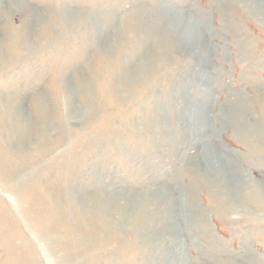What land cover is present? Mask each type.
Masks as SVG:
<instances>
[{
  "label": "rangeland",
  "instance_id": "rangeland-1",
  "mask_svg": "<svg viewBox=\"0 0 264 264\" xmlns=\"http://www.w3.org/2000/svg\"><path fill=\"white\" fill-rule=\"evenodd\" d=\"M2 1L0 47H7L2 45L6 37L16 40L24 25L25 14L13 10V3L22 2L48 21L49 27H45L47 39L34 36L15 46L17 55L0 57V95H15L20 109L29 113L34 97L42 94L54 119L49 131L40 126L46 138L32 142L23 152L31 166L26 176L30 180L24 177L6 187L0 185V264H65V255L71 257L68 264H214V260L264 264V210L246 214L220 199L212 204L210 191L198 180H194L197 190L183 198L181 186H188L190 174L173 171L184 156L194 171L199 167L198 174L210 179L205 164L217 153L239 170L238 183L246 178L264 185L263 19L249 14L240 0ZM72 13H89L90 20L82 19L73 28L65 26L60 17ZM140 15L143 24L154 21L169 28L189 19L192 35L200 43L192 49L171 47L172 64L163 67L158 81L130 96L120 91L123 99L119 100L109 93L110 81L124 65L133 76L154 49L152 42L148 47L138 44L144 33L129 28L123 46L117 53L111 50L116 35ZM101 44L108 47L110 56L107 50L99 53ZM201 67L203 76L198 81L194 71ZM76 75L92 89L90 100L95 104L90 110L68 96L67 86ZM201 92L210 97L205 108L196 102ZM158 110L162 112L157 115L159 123L166 116L167 123L173 124L165 138L174 141L170 151L160 149L159 154L152 148L156 129L146 126ZM197 111H204V142L193 126ZM235 113L241 123L262 128L258 141L251 138L249 144L244 143L247 136L242 138L244 128L235 126ZM2 125L0 165L13 147ZM37 130L38 126L33 132ZM196 142L202 143L204 151ZM59 186L67 192L65 203L55 200ZM163 187L174 206L175 236L180 244L168 245L167 251L143 244L136 230L126 232L115 222L96 220L92 208L81 201L105 193L124 199V204L128 198L134 199V205L148 204L150 197L143 195ZM194 202L204 212L197 211L199 226L191 225L188 214ZM80 215L81 225L89 229L87 237L95 229L105 234L95 241L74 236L73 223Z\"/></svg>",
  "mask_w": 264,
  "mask_h": 264
},
{
  "label": "bare ground",
  "instance_id": "bare-ground-1",
  "mask_svg": "<svg viewBox=\"0 0 264 264\" xmlns=\"http://www.w3.org/2000/svg\"><path fill=\"white\" fill-rule=\"evenodd\" d=\"M2 2L3 1L0 0V5ZM239 3L242 4L245 9L248 10L249 14H252L253 16L257 17L260 16V18L263 19L260 20L264 22V8H262L264 4H261V2L258 0H254L252 2L250 0H240ZM11 6L13 7V10L20 9L25 14L24 25L21 31H19L16 40H8V37L5 38V42L3 41L2 45L7 44V47L5 45L3 47H0V57L3 55H9L10 57L11 53L17 55L18 49L16 50L15 48L19 47V43H26L28 42V40L30 41L32 38H34V36H41L43 39H47L45 29L47 28V26L49 27L48 21L38 16V14L30 10L27 6L22 4V2L13 3V5ZM90 16L91 15L89 13L84 15L72 13L62 15V17H60V20H62V23H64L65 26L68 25L73 28L76 27L78 23H80L79 21H83L82 19L90 20ZM140 18H142V16L139 18L137 16L133 19V23L131 25L130 23L125 25L124 30L121 29V33H118L116 35L115 43L111 45V50H114L117 53L118 49L121 48L124 42L127 41V35L128 33H130V29L133 32L144 33L143 41L138 42V44H148L147 47L151 42L154 44V49H150L148 52V60L144 61V63H142L139 68L136 69L133 76H130L127 65L126 68L125 65L122 67V70L119 74H115V78L112 79L113 75H111L112 80L109 83L108 90L110 89L109 93L114 94L119 100L123 99V97L120 95V91H125L128 93V96H130L136 93L138 90L145 89L151 83L158 81V76L163 74L161 73V71H163V67L165 68L167 64H172V60L170 58V54L172 52L171 47L177 45L179 47H188L192 49V47H196V44L200 43L199 39H197L196 36L192 35L191 26L190 22L188 21V18V20L185 21H178L177 24L174 25L172 28L167 27L165 23L158 24L154 21L143 24L142 19L140 21ZM194 22L195 21H193L192 23ZM42 26H44V28ZM105 46L106 45L104 44L98 46L99 53L101 54L103 50H107L108 56H110L111 52L110 50H108V47ZM157 49L161 50L160 54H157ZM14 50L16 51L14 52ZM132 54L134 55L135 53H131L130 55L132 56ZM202 69L203 68L201 67L198 72L194 71L195 79H201V77L203 76L200 74L202 72ZM67 88L70 94L68 96L71 98H77L79 101V105L83 104L87 106L89 110L92 108V105L94 106L95 102H92L90 100V92H92V89L88 86L86 82L82 80L81 77L76 75V77H74V82H70ZM209 98L210 97L207 92H201L196 102H198V104H201V108H205L206 103H208V101L210 100ZM200 100L202 102H200ZM46 101L47 100L42 94L39 96H35L32 100V109L29 113H25L18 106V100L15 95H0V109L2 108V110H0V113H3V115H0V123H3L2 127L5 139L8 141L9 145L10 143L13 144V147L11 146V151L9 152V154H7V156L3 158V162L0 165L1 186H4L7 183L15 184L16 181L18 182L19 179H24V177L28 175L27 173L31 166L29 165L27 160H24L25 156L23 155V152L32 142L34 145L39 141V139H42V137L46 138L45 133H43V131H39L41 128L40 126L45 125V131L47 132L50 130V121L54 119V116L52 114H49L50 109ZM74 112L75 109L71 113ZM159 113L162 114V112L158 110L157 114L152 117V122H150V124L146 122V124H148L146 126H150L156 129L155 143L157 145L152 144V146H154L152 148H155L157 150L155 151V153H158V150L160 149H167L168 151H170L172 144H174V141L168 139L167 137L165 138L166 130H172L171 126L173 124L170 122L167 123L165 115V117L162 118L164 124L159 123L157 120V115ZM69 116L71 117L72 115ZM233 116L235 118V126H239L241 128H244L245 130V132L242 134V138H244V136H247V138H244L243 140L244 143L249 144L251 142V138H253L254 141H258V137L260 135H263L261 127L245 125L244 122L241 123V121L238 119L239 116H236V113ZM193 120L194 129L198 128L195 131L199 133L196 136L199 137V140L201 142H204V133L202 132L204 129V111H197L196 119ZM36 126H38V130L36 132H33ZM32 139H34L35 141H33ZM156 140H158L159 142H157ZM201 142H196L195 145L198 147L199 144L200 148H202V150L204 151ZM210 153V150L207 149L206 155L209 159L211 156ZM189 161L190 160L184 158V156L179 157L178 169L176 170V168L173 167V171L176 175L177 171L181 172L183 170H185L186 176L190 174L188 186H181L182 190L185 189L184 192L181 191V196L183 198H186L190 192L193 193V191L197 190V187L195 188L196 185L194 180H198L200 185L205 186L208 191H210L209 197L212 204L218 203L217 200L220 199L223 204L225 203L231 209L235 211L241 210L243 211V213L246 214H252L253 211L262 212V210H264V185L247 181V179L244 177L243 178L245 179V181L238 183L236 181V178L240 177V172H237L239 170L234 166L231 167L229 165L230 163L227 162L226 159H224L219 154L213 153L211 161L205 164V168L208 170L209 173H211L210 179H207L205 174H198L197 171L199 167L196 168L194 171L190 167L188 163ZM155 164L156 163H153V165ZM183 165L185 166V169L182 168ZM225 169H228V173L225 172ZM184 178L185 176L182 177V179ZM27 179L28 181L30 180L29 176L28 178L26 177V180ZM228 183H231L232 187H228ZM246 186H249L247 190ZM4 187H6V185ZM147 194L148 195H143V197H150V201L148 204L138 203L134 205L135 201L132 198H128L126 200L127 203L124 204V199H121L122 201L119 199L116 200L114 199L115 197L111 198L108 194L105 193L88 195L83 197V199L81 198V201H83L84 204L89 205L92 208L94 218H96V220H100L102 221V223L105 224H109L108 222H115L118 228H121L126 232L136 230L140 235L141 242L145 245L151 244L152 248H160V246H162L165 251H167L168 245H180L175 236L176 232L178 231H176V226L174 224V206L171 205L172 200L170 193L166 190L165 187H163L159 188L156 192H147ZM66 196L67 192L65 191V189L63 190L59 186L57 193L54 195L56 202L65 203ZM130 203L132 205L129 206L128 204ZM240 203L241 205H239ZM199 210L200 209L198 206L195 205V202L193 203L192 207L188 206V214L189 217H191L192 219L191 225H194V223L196 222V224L199 226V220H196L197 211ZM200 213L203 214V210H200ZM114 216H117L118 219H112V217ZM81 217L82 215H80V217L77 216V219L74 220V227L77 228V233H73L74 236L80 234L82 237L85 236L86 238H88L87 240L92 237L95 241V239L100 238L101 234H105L104 231H101L100 229H95L91 230V232L89 233L90 236L87 237L88 235L86 236V231L89 229L86 230L85 228L87 227L84 228L81 225ZM85 225H87V222H85ZM48 243L52 246V241L49 240ZM63 259H65V261L62 260V262L65 264H68L71 261V257H69L68 255H65ZM213 263L237 264L232 262L223 263L220 260H214ZM182 264H185V262Z\"/></svg>",
  "mask_w": 264,
  "mask_h": 264
}]
</instances>
